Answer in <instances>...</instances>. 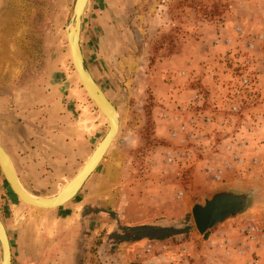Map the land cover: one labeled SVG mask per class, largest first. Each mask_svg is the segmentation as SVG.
I'll return each mask as SVG.
<instances>
[{
  "label": "rangeland",
  "instance_id": "rangeland-1",
  "mask_svg": "<svg viewBox=\"0 0 264 264\" xmlns=\"http://www.w3.org/2000/svg\"><path fill=\"white\" fill-rule=\"evenodd\" d=\"M71 4L0 0V144L40 197L72 179L108 130L71 60ZM215 34L227 47L211 61ZM80 45L119 129L61 210L23 203L0 169L13 264L20 241L23 264H264V0H88ZM186 48L216 70L211 79L166 68L180 67ZM179 76L188 95L167 89L184 85ZM221 186L260 196L200 236L190 206ZM140 226L156 230L131 231ZM164 227L172 235L143 237Z\"/></svg>",
  "mask_w": 264,
  "mask_h": 264
},
{
  "label": "water",
  "instance_id": "water-1",
  "mask_svg": "<svg viewBox=\"0 0 264 264\" xmlns=\"http://www.w3.org/2000/svg\"><path fill=\"white\" fill-rule=\"evenodd\" d=\"M88 0H72L69 23L72 29L66 38L71 60L77 77L96 107L105 115L108 130L92 151L84 165L56 194L32 196L19 182L11 160L0 144V169L16 196L25 204L39 209H53L70 201L81 188L87 177L96 169L119 129L117 109L97 84L85 65L80 45L82 15ZM137 36V32L135 31ZM260 194L257 188L221 186L213 189L202 201L190 206L191 218L200 236L223 224L229 219L241 216L253 208ZM0 264H12L11 247L6 228L0 217Z\"/></svg>",
  "mask_w": 264,
  "mask_h": 264
},
{
  "label": "crops",
  "instance_id": "crops-1",
  "mask_svg": "<svg viewBox=\"0 0 264 264\" xmlns=\"http://www.w3.org/2000/svg\"><path fill=\"white\" fill-rule=\"evenodd\" d=\"M222 34H224V32H221ZM215 35H216V37H215ZM215 35H213V37L214 38H216V40H217V43L216 44H214V46L212 47L213 49H211V51L214 53V56H211V54L209 53V57L207 58V59H211V61H213V60H215V59H213V58H218L219 56H217V57H215L216 55V53L218 52V51H220L221 52V48H223V50H225V48L227 47L226 45H224V42H223V36L222 35H217V34H215ZM187 47V46H186ZM221 49V50H220ZM216 50V51H215ZM222 50V51H223ZM188 53V54H187ZM183 59L184 60H182V64H181V66L180 67H170V63H167L168 61H165V65L166 64H168L167 66L168 67H166V68H169L168 70L170 71V70H175V71H177V72H179V69H183V70H185L187 73H190L191 71H192V69H194V76H197V74H199L200 73V76H198L196 79L197 80H199L200 82L202 81H205L206 79H211V76H212V74L216 71L215 69L213 70V67H211V66H206V67H204L203 65H202V67L199 65V57L198 56H193V55H191V54H189V52H188V50H187V48L186 49H183ZM187 56H191V57H187ZM203 68V69H202ZM202 70V71H201ZM180 77V76H179ZM182 78V79H181ZM194 78V79H195ZM180 80H181V83H182V81H185V79L183 78V77H180ZM182 84H184V85H181V87H179L178 89L176 88L178 85H177V83L175 84V83H173V82H170V81H167V89L168 90H173L174 92H176V91H179V90H181V89H183V88H186V89H184V93H186L187 92V95H188V91L190 90V89H193V88H191L193 85H191L190 86V82H183ZM197 85H198V83H195L194 84V86H196L197 87ZM74 90V89H73ZM72 90V91H73ZM77 93V92H76ZM72 95H73V93H71ZM78 94V93H77ZM165 96H167V95H165ZM182 97L184 98H186L187 96H185V94L183 95L182 94ZM77 98H80V100H82V98L81 97H77ZM84 133H86L85 131H83V133H82V131L80 132V135H81V137H79V139L80 140H85V138L84 137H82V135H84ZM12 163V162H11ZM59 210H61L62 209V207H57ZM57 209V210H58ZM20 212H21V210H20ZM53 214V213H52ZM55 215V217H58L59 219H57L59 222H61L62 220H64V218L65 217H68L69 216V214L67 213V210H63V212L61 213V215L60 214H58V211H56V213L54 214ZM22 230H23V228H22ZM14 250L12 249V251H11V254L13 255V252ZM17 251H18V254H19V260L21 261V263L23 264V241H20V243H19V245H18V248H17ZM12 255H11V257H12ZM12 264H13V260H12Z\"/></svg>",
  "mask_w": 264,
  "mask_h": 264
},
{
  "label": "trees",
  "instance_id": "trees-1",
  "mask_svg": "<svg viewBox=\"0 0 264 264\" xmlns=\"http://www.w3.org/2000/svg\"><path fill=\"white\" fill-rule=\"evenodd\" d=\"M144 227H146L147 229H150V231L151 230H156V229H154L153 227H148V226H143V227H131V231L132 230H134V231H138V230H141V229H144ZM170 227H164V228H160V229H157V230H161L160 232H162V233H146V236L144 235L143 237H147V238H149V239H152V238H161V237H167V236H169V235H172V233H167V230L169 229ZM190 231V226L188 225V227L184 230V233H188ZM124 234V236H123V238H122V240H129L130 238H136V239H138V238H141V236H139V235H136V236H133V237H130V238H128L127 236H126V234H127V232H125V233H123Z\"/></svg>",
  "mask_w": 264,
  "mask_h": 264
},
{
  "label": "bare ground",
  "instance_id": "bare-ground-1",
  "mask_svg": "<svg viewBox=\"0 0 264 264\" xmlns=\"http://www.w3.org/2000/svg\"><path fill=\"white\" fill-rule=\"evenodd\" d=\"M72 27H73V25L72 24H68L67 25V28H66V33H67V31H69V30H71L72 29ZM94 103V102H93ZM95 104V103H94ZM100 111V110H99ZM101 112V111H100ZM102 113V112H101ZM103 114V113H102ZM104 115V114H103ZM104 117H105V115H104ZM106 118V117H105ZM107 120V119H106ZM30 193V192H29ZM32 196H34V197H36L34 194H32V193H30Z\"/></svg>",
  "mask_w": 264,
  "mask_h": 264
},
{
  "label": "built area",
  "instance_id": "built-area-1",
  "mask_svg": "<svg viewBox=\"0 0 264 264\" xmlns=\"http://www.w3.org/2000/svg\"><path fill=\"white\" fill-rule=\"evenodd\" d=\"M247 231H249V232H253V231H255V228L251 227V228H249V230H247ZM250 264H259V262H258V261H253V262H251Z\"/></svg>",
  "mask_w": 264,
  "mask_h": 264
}]
</instances>
